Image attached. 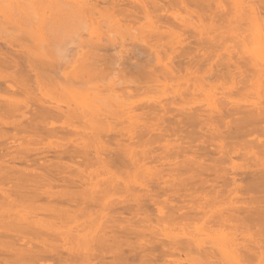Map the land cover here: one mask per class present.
Returning a JSON list of instances; mask_svg holds the SVG:
<instances>
[{
    "label": "bare ground",
    "instance_id": "6f19581e",
    "mask_svg": "<svg viewBox=\"0 0 264 264\" xmlns=\"http://www.w3.org/2000/svg\"><path fill=\"white\" fill-rule=\"evenodd\" d=\"M105 1L0 0V264H264V0Z\"/></svg>",
    "mask_w": 264,
    "mask_h": 264
},
{
    "label": "rangeland",
    "instance_id": "374dc122",
    "mask_svg": "<svg viewBox=\"0 0 264 264\" xmlns=\"http://www.w3.org/2000/svg\"><path fill=\"white\" fill-rule=\"evenodd\" d=\"M102 1H103V2H102ZM99 3H100V4H99ZM103 3H104V5H105V4H106V1L104 2V0H100V1L98 0L99 7H102V4H103ZM141 21H143V20H141ZM141 23H142V22H141ZM134 27H135V26H134ZM79 31H80V30H79ZM83 31H84V30H83ZM185 32H186V33H185ZM75 33H76V32H75ZM78 33H79V32H78ZM80 33H81V31H80ZM85 33H86V32H83V33H81V34L84 35ZM182 33H185V35L183 34V35H184V36H183V39H184L183 44H184L185 47H188L189 45L192 44L191 42L195 41L194 38L189 37L190 34L187 32V30L184 31V32H182ZM55 34H56V33H55ZM57 34L59 35V37L61 36V38H60L61 42L57 39V40H55L54 42L51 41V44H52V45H53V43L56 44V45H57V50H58V51H57V53H55V52L53 51V50L55 49V48H53V46L55 47V45H53V46L51 45V48H53V49L50 48V50H52V51H50V52H53V54L55 53V54H57V55H60L61 57H57V56H56L55 58H58V59H59V58H63L64 61L69 60L70 57L73 58V61L71 62V63H73V65H72L71 63L68 64L69 61H68L67 63H64V62L61 60L62 62H61V63L58 62V63H59V66L57 65L58 67H56V68H57V70H58L60 73H61V72H68L69 70H71L72 67H73L72 69L74 70V65L76 66L77 64H75V63L78 62V61L75 62V60H76V56H77V52L80 53V51H81V47H80V46H81V44L83 43V41H82V42L80 41V40L82 39V35H81V34H78V35H79V37H78L76 34L66 35L67 33L65 34V32H64V34L67 36V37H66V36H64V35L61 34V33H57ZM57 34H56V36H55L56 38H58V35H57ZM68 34H69V32H68ZM86 34H87V33H86ZM188 34H189V35H188ZM80 35H81V38H80ZM63 36H64V37H63ZM185 36L188 37V38H190V39H188V38L185 39ZM65 37H66V38H65ZM77 37L80 38V40H79V41H80V42H79L80 44L77 43V41H78V40H77V39H78ZM84 37H85V39H86L87 35H86V36H83V38H84ZM62 38H63V41H62ZM67 38H68V39H67ZM70 38H71V39H70ZM73 38H74V39H73ZM191 38H192V39H191ZM2 39L4 40L3 37H2ZM2 39H1V41H3ZM64 39H65V41H64ZM69 39H70L71 41H69ZM85 39H83V40H85ZM76 40H77V41H76ZM56 41H57V42H56ZM52 42H53V43H52ZM58 42H60V43L58 44ZM84 42H85V41H84ZM89 42H91V41H89ZM89 42H86V43L88 44ZM97 42H98V41H97ZM103 42H104V43H105V42H108V43H106V44H107L106 47H108V45H109V43H110L111 41H103ZM103 42H100V41H99V44H100V43H103ZM123 42L126 43V44L128 45V46H127V45L125 44L126 46H125V45H124V46H125L126 48L123 49V50L126 49V51H127V50L129 49V48H128L129 45H131V42H129V41H122V42H121V41H120V43H119V41H118V43L120 44V46L122 45ZM195 42H196V41H195ZM195 42H194V43H195ZM76 43H77L78 45H80V46H76ZM92 43H95V42L92 41ZM104 43H103V44H104ZM118 43H117V44H118ZM189 43H191V44H189ZM83 44H84V43H83ZM83 44H82V46H83ZM97 44H98V43H97ZM99 44H98V48H99ZM103 44H102V45H103ZM115 44H116V43H115ZM188 44H189V45H188ZM84 45H85V44H84ZM110 45H111V43H110ZM112 45H113V44H112ZM186 45H188V46H186ZM89 46L92 47L93 44H92V45L89 44ZM89 46H88V45L86 46L87 49L91 48V47H89ZM95 46H97V45L95 44ZM95 46H94V48H95ZM100 46H101V44H100ZM103 46H105V44H104ZM118 46H119V45H118ZM118 46L116 45V47H117L118 49H115V51L117 50V52H118V50H120V46H119V47H118ZM196 46H197V45H195V48H196ZM76 47H77V48H76ZM79 47H80V48H79ZM83 47H85V46H83ZM106 47H105V48L103 47L104 49L102 48V52L99 50L98 54L101 53L100 55H104V54H102V53H103V51H105L104 53H107V55L105 54V55H106L105 58H106V60H108L107 58L111 57L110 55L108 56V53L111 54V55H112V53H115V54H114V56H115V55H116V52L111 51V50H112V49H110L111 46H109V49H110V51H111L112 53H111L109 50H107L108 52H106ZM191 47H192V45L189 46V48H191ZM111 48H115V47L113 46V47H111ZM74 49L77 51V52H76V56H74L75 58L71 56L72 53L74 52ZM83 49H84V48H83ZM100 49H101V48H100ZM55 50H56V49H55ZM84 51H85V49H84ZM126 51H125V52H126ZM196 51H197V50H195V53H197ZM125 52H124V54H125ZM128 52H129V51H128ZM55 54L52 55L53 58H54ZM122 54H123V53H122ZM124 54H123V58H124V56H125ZM215 54H217V53H215ZM220 54L223 55V52H221ZM80 55H81V53H80ZM105 55H104V56H105ZM129 55H131V53H129ZM49 56H51V54H50ZM107 56H108V57H107ZM126 56H128V53H126ZM131 56H132V55H131ZM131 56H128V57H131ZM115 57H116V56H115ZM112 58H113V57H112ZM123 58H122V59H123ZM132 58H133V57H131V59H132ZM195 58H198V56L195 55ZM212 58H214L213 55H212ZM212 58H211V60H212ZM218 58H219V57H218ZM218 58H217V59H218ZM58 59H57V60L55 59V60L58 61ZM74 59H75V60H74ZM109 59H111V58H109ZM113 59H114V58H113ZM122 59H121V60H122ZM199 59H201V58H199ZM214 59L216 60V58H214ZM50 60H52V58L49 59V61H50ZM59 60H60V59H59ZM111 60H112V59H111ZM123 60H124V59H123ZM125 60H127V58H126ZM125 60L122 61V62H123V63H126ZM134 60H136V59L134 58ZM196 60H198V59H196ZM215 60H214V61H215ZM218 60H219V59H218ZM218 60L215 61V62L219 64V62H220L221 60H220V61H218ZM201 61H202V60H201ZM201 61H199V62L202 64L203 61H202V62H201ZM207 61L211 64V62H210V58H209V60H207ZM207 61H205V62H207ZM50 62H51V61H50ZM122 62H120V63H122ZM130 62L132 63V60H130ZM134 62H135V61H134ZM199 62H198V64H199ZM205 62H204V63H205ZM51 63H53V62H51ZM54 63H55V62H54ZM54 63H53V64H54ZM56 63H57V62H56ZM204 63H203V64H204ZM198 64H197V65H198ZM201 64H199V65H201ZM205 64L207 65L208 63H205ZM205 64H204V66H205ZM210 64H209V65H210ZM214 64H215V63H213V65H214ZM54 65H55V64H54ZM104 65H109V64H108V63H107V64L104 63ZM118 65H119V64H118ZM213 65H212V66H213ZM55 66H56V65H55ZM77 66H78V65H77ZM120 66H121V65H120ZM201 66H202V65H201ZM214 66H215V65H214ZM104 67H105V66H104ZM106 67H107V66H106ZM106 67H105V69H107ZM116 67L119 69V66H116ZM69 68H70V69H69ZM76 68H78V70H79V66L76 67ZM109 68H110V66H109ZM120 68H121V67H120ZM204 69H205V68H204ZM78 70H77V71H78ZM106 71H107V70H106ZM106 71H105V72H106ZM115 71H116V70H115ZM115 71H114V72H115ZM69 72L71 73V71H69ZM73 73H74V72H73ZM106 73H107V72H106ZM111 73H112V72H111ZM115 73H116V72H115ZM117 73H118V72H117ZM118 74H119V73H118ZM183 74H184V73H183ZM183 74H182V75H183ZM202 74H203V73H202ZM122 75H123V74H122ZM107 76H109V75L107 74ZM112 76H114V75H112ZM118 76H121V73H120V75H118ZM206 76H207V75H206ZM71 77H72V76H71ZM114 77H115V76H114ZM125 77H126V76H125ZM127 77H128V76H127ZM204 77H205V75H204ZM69 78H70V77H69ZM104 78H105V77H104ZM106 78H107V77H106ZM115 78H116V77H115ZM226 78H227V77H226ZM94 79H95V78H94ZM94 79H92L91 81H93ZM98 79H99V78H98ZM101 79H103V78H101ZM101 79H99L98 81L101 82ZM113 79H114V78L109 79V77H108L109 82H111V80H113ZM119 79H120V78H119ZM119 79H118V80H119ZM123 79H124V77H123ZM125 79H126V78H125ZM210 79H213V78H210ZM222 79H224V82H223V81H222V83H221V82H218L220 79H219L217 82H218L219 84H222L221 86H224V88H226V87L229 88V89L226 88L225 90H229V91H230V90H232L233 88H234V89H237V87H239V85L237 86V84H235V83L237 82V80H236V82L233 80L235 83H234L233 81H232V82H233V83H232V82L230 81V80H231L230 78H227V79H229V80L226 79L227 81H230V82H228L229 86H231L230 83L234 84V85H232L231 88H230V87L227 85V82H226L225 78H222ZM96 80H97V79H96ZM127 80H128V78H127ZM207 80L209 81V78H208ZM213 80L215 81V79H213ZM213 80H212V81H213ZM216 80H217V79H216ZM70 81H71V80H70ZM72 81H73V80H72ZM72 81H71V82H72ZM94 81H95V80H94ZM102 81H104V83H105L107 80L104 79V80H102ZM214 81H213L212 84H214ZM89 82H90V81H89ZM100 82H98V83L100 84ZM107 82H108V81H107ZM115 82H116V81H115ZM117 82H118V81H117ZM120 82H122V81H120ZM210 82H211V81H209L208 83H210ZM215 82H216V81H215ZM96 83H97V81H96ZM96 83L94 82L93 85H95ZM112 83H114V82H112ZM124 83H125V84H124ZM124 83H123V82L120 83V88H121V86H122L123 84L126 86L128 82H127V83L124 82ZM218 83H216V84H218ZM70 84H73V83H70ZM76 84H77V82H76ZM79 84H80V83H79ZM81 84L83 85V83H81ZM81 84H80V85H81ZM89 84H90V83H89ZM89 84H86V85L84 84V85L88 88V87L91 85V84H90V85H89ZM99 84H98V85H99ZM102 84H103V83H102ZM106 84H107V83H105V85H106ZM116 84H118V83H116ZM121 84H122V85H121ZM73 85H74V84H73ZM80 85H79V86L76 85V86H77V87H80ZM105 85H104V87H105ZM111 85H113V88H114V90H115V87H116L117 85H115V87H114V84H111ZM146 85H147V84H146ZM76 86H75V88H76ZM99 86H100V85H99ZM109 86H110V85H109ZM128 86H129V85H127L126 87L128 88ZM143 86H145V84H144ZM212 86H213V85H212ZM216 86H217V85H216ZM216 86H214V87H216ZM218 86H219V85H218ZM225 86H226V87H225ZM81 87H82V86H81ZM90 87H91V86H90ZM110 87H111V86H110ZM110 87H109V88H110ZM122 87H124V86H122ZM145 87H146V86H145ZM214 87H213V88H214ZM219 87H220V86H219ZM232 87H233V88H232ZM87 88H86V89H87ZM99 88H101V89L104 90L103 85H102V87H99ZM109 88L106 87L107 90H108ZM111 88H112V87H111ZM152 88H153V87H152ZM152 88L150 89V92H153V95L150 94V92H147L149 88H148V89H145V88H144L145 90H147V91H146L147 93L145 92V90H143V89H142V90H143L147 95L150 94V97H153V96L155 95V93H154V91H153L154 89H152ZM217 88H218V87H217ZM217 88H215L216 91L214 90V92H215L216 94H217L220 90H222V91H221L222 93H225V92H224L225 90H223L224 88H221V87L218 88L219 91H217ZM95 89H98V88H95ZM101 89H100V91H101ZM117 89H118V88H117ZM117 89H116V90H117ZM122 89L124 90V88H122ZM84 90H85V88H84ZM103 90H102V91H103ZM116 90H115V91H116ZM123 90H122V91H123ZM104 91H105V90H104ZM104 91H103V92H104ZM108 91H109V90H108ZM119 91H121V89L118 90L117 92H119ZM229 91H228V92H229ZM232 91H234V90H232ZM232 91H231V94H233V96H232L233 99H235V98L237 99V97H238V99H239V96L236 95L237 93L235 94V92H237V91L235 90L233 93H232ZM105 92H106V91H105ZM228 92H227V93H228ZM120 93H121V92H120ZM137 93H138V91H137ZM139 93H140V92H139ZM139 93H138V95H139ZM142 93H143V92H142ZM142 93H140V94L142 95ZM156 93H157V92H156ZM229 93H230V92H229ZM146 94H143L142 97L139 99V97H140L141 95L138 96L137 94L134 93V94H133V95H134L133 97H135V96L137 95L136 98H137V97H138V98H137V99H134V98L131 97V98H132L131 101H137V100H139L138 102H139V104H140V103H141L140 100H142V98L144 99V98L147 96ZM220 94H221V93L219 92L218 95H217V98H218V96H219ZM106 95H108V94H106ZM145 95H146V96H145ZM221 95H222V94H221ZM143 96H145V97H143ZM147 97H149V95H148ZM147 97H146V98H147ZM146 98H145V99H146ZM240 98H241V97H240ZM164 99H165V98H164ZM164 99H163V100H164ZM145 101H146V100H145ZM138 102H137V103H138ZM142 103H145V102H142ZM139 104H138V106H140ZM135 105L137 106L136 103H135ZM141 105H142V104H141ZM195 106H196V105H195ZM196 108H197V107H196ZM126 125H127V123L123 122L122 124H120V128L122 127V129H123ZM118 126H119V125H118ZM120 128H119V129H120ZM111 134H112V133H111ZM199 134H200V133H199ZM253 137H254V136L249 137L248 140H249V139H252ZM47 139H48V138H47ZM49 139H50L49 141H48V140H45V139H42V142H38L37 147H38V148H39V147H40V148H41V147H45L46 145H43V142H45L44 144H47L46 147H48V148L50 147V148H51L52 145L54 144L53 147L56 148L57 145L55 146L56 143H53V142H55V141L57 142V140H56V139H53V138H49ZM171 139H172V138H171ZM174 139H175V138H174ZM51 140H54V141L52 142ZM175 140H176V139H175ZM47 141L50 142L51 145H50V143L48 144ZM170 141H172V140H170ZM172 142H174V141H172ZM19 143H20V142H19ZM39 143H40L41 145H40ZM52 143H53V144H52ZM57 143H58V142H57ZM169 143H171V142H169ZM177 143H178V141H177ZM194 143H199L202 147H205V146L207 147V145L204 144V146H203L200 142H194ZM16 144H17V143H16ZM163 144H164V141H162V145H163ZM173 144H174V143H173ZM199 144H196L197 146L194 145L195 147L198 148V149H197V148L194 147V148L196 149V153H195V154L198 153L197 155H200V154H201V153L198 152V150H199L198 145H199ZM191 145H192V144H191ZM67 146H68V144H67ZM46 147H45V149H46ZM53 147H52V148H53ZM202 147H201L200 149H202ZM48 148L46 149V151L48 150ZM52 148H51V150H52ZM211 148H213V147H211ZM53 149H54V148H53ZM209 150H210V149H209ZM49 151H50V150H49ZM200 152H201V151H200ZM211 158H217V156H216L215 154H213L212 152H210L209 158H205V159H206L205 163H206V164L209 163L208 160L211 159ZM238 159H239V158H237V159H233L234 163L236 162V160L238 161ZM240 160H241V159H240ZM240 160H239V161H240ZM241 163H242V161H241ZM243 163H244V162H243ZM243 163H242V164H243ZM227 164H228V163H227ZM235 164H237V162H236ZM238 164H239V163H238ZM229 167H230V166H228V168H227V167H226V168L229 169ZM229 170H230V169H229ZM238 175H240V174L238 173ZM120 195L123 196L124 194H123V195L120 194ZM120 195H119V193H118V195H117V193H116V195H112V197L114 196V198H115V197L117 198V197H120ZM161 198L163 199L164 197H161ZM245 198H246V197H244V199H245ZM239 199H240V198H239ZM241 199H242V198H241ZM246 199H247V198H246ZM246 199H245V200H246ZM159 200H160V199H159ZM160 201H162V200H160ZM239 201H240V200H239ZM187 202H188V201H187ZM160 205H161V204H160ZM162 205H163V204H162ZM237 205L239 206V204H237ZM164 206H165V205H164ZM157 207H158V206H157ZM190 229H192V228H190ZM180 258H181V257H180ZM182 258H183V257H182ZM174 259H175V258H174ZM183 259H184V258H183ZM183 263H184V264H187V263H185V261H184Z\"/></svg>",
    "mask_w": 264,
    "mask_h": 264
}]
</instances>
